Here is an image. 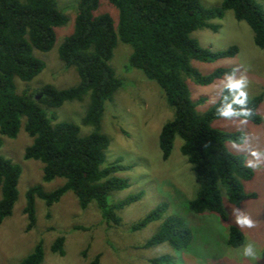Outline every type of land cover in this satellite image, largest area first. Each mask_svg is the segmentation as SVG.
<instances>
[{
    "label": "trees",
    "instance_id": "trees-1",
    "mask_svg": "<svg viewBox=\"0 0 264 264\" xmlns=\"http://www.w3.org/2000/svg\"><path fill=\"white\" fill-rule=\"evenodd\" d=\"M110 12H101L103 5ZM232 12L236 21L245 23L254 34V44L264 52V9L256 0H223L219 8H206L200 0H80L73 32L58 49V58L66 68H73L78 84L69 89L46 85L33 91L18 92L16 80L30 83L45 70L46 65L34 51L51 52L57 40V30L65 27L68 18L59 11L55 0H0V135L16 139L25 119L24 130L33 140L25 150L24 159L43 164V182L65 180L64 185L46 192L41 185L28 189L24 214L28 228L36 226V201L47 207L59 203L69 192L82 210L94 204L108 225L120 226V213L141 201L138 193L125 200L109 203V196L130 187L129 182L115 174L129 169L117 161L106 165L110 142L102 133L101 123L107 102L123 88L110 66L118 43L131 47L129 68L139 70L158 84L173 117L162 128L159 148L163 161H168L176 139L182 141L181 154L195 174L196 195L188 204L195 215L215 214L228 224L222 193L230 205H242L258 198L247 193L242 183L252 181L253 169L244 155L231 153L227 145H242L243 132H226L213 127L222 119H240L255 126L264 122L259 110L264 94L249 96L244 90L226 85L218 101L205 112L198 108L205 103L192 98L190 84L212 85L223 78L234 77V68H219L203 75L192 62L213 63L231 59L239 53L237 46L214 52L203 48L193 38L200 30L217 33L212 22ZM90 94V105L82 125L92 129L81 137L77 125L59 122L47 110L61 108L66 103L82 102ZM2 141L0 140V149ZM22 170L0 155V226L13 215L18 201V184ZM167 204L131 226L132 232L146 229L161 220ZM194 238L181 218L167 217L160 229L142 248L151 249L167 244L178 252L189 251ZM245 243L243 231L228 225L227 245L239 248ZM65 237L56 239L54 254L65 256ZM45 251L39 242L20 264H42ZM99 256L92 264H99ZM168 256L150 260V264H173Z\"/></svg>",
    "mask_w": 264,
    "mask_h": 264
},
{
    "label": "rangeland",
    "instance_id": "rangeland-1",
    "mask_svg": "<svg viewBox=\"0 0 264 264\" xmlns=\"http://www.w3.org/2000/svg\"><path fill=\"white\" fill-rule=\"evenodd\" d=\"M206 8H219L223 0H200ZM58 9L67 18L65 27L57 30L54 49L49 53L34 51L35 56L46 65L45 70L30 83L16 80L18 92L33 91L46 85L57 89H69L78 84V76L73 68H66L58 58V49L65 38L73 32L80 0H55ZM264 9V0H256ZM101 12H110L111 7L103 5ZM219 26L217 33L200 30L192 36L203 48L214 52L237 46L239 53L231 59L213 63L193 61L192 66L203 75L219 68H234L236 74L223 78L212 85L201 87L190 84L192 98L205 99L199 112L213 106L226 85H238L249 96L264 94V52L254 44V34L248 25L236 21L232 12H226L222 19L212 22ZM131 47L118 43L110 66L123 88L107 102L101 123L102 133L109 139L106 165L120 161L124 167L115 174L129 182L130 187L112 193L109 203L125 200L143 193L141 201L125 208L120 216V226L108 225L98 208L92 204L82 210L72 192L67 193L59 203L47 207L39 199L36 201V226L27 230L28 221L24 214L25 195L29 188L41 185L51 192L64 185L65 180L55 179L43 182V164L24 159L25 150L33 140L24 130L25 119L16 139L0 135L2 146L0 155L18 165L22 174L18 184L19 197L13 215L0 226V264H20L34 247L42 242L45 259L42 264H92L99 256V264H150V260L168 256L173 264H264V122L255 126L240 119H222L213 127L226 132H243L242 145L228 143L233 154L244 155L247 164L254 171L252 181L242 183L247 193H256L258 198L245 202L241 208L230 205L224 192L223 206L228 217L225 224L215 214L195 215L188 211V204L195 198V174L187 159L181 154L182 141L176 139L168 161L162 160L159 135L163 126L172 119L173 112L168 107L163 91L143 72L129 68ZM90 94L82 102L64 104L59 109L47 110L54 114L56 123L66 122L79 126L80 136H89L92 129L82 125V120L90 105ZM264 120V102L259 110ZM1 197V194H0ZM167 204L163 218L150 224L146 229L132 232L133 223L143 219L159 205ZM181 218L194 233L189 251L178 252L167 244L143 249L148 241L163 225L165 218ZM246 219L249 223H240ZM235 225L245 235V243L239 248L227 245L228 225ZM59 237H65V256L54 254L51 247Z\"/></svg>",
    "mask_w": 264,
    "mask_h": 264
},
{
    "label": "clouds",
    "instance_id": "clouds-1",
    "mask_svg": "<svg viewBox=\"0 0 264 264\" xmlns=\"http://www.w3.org/2000/svg\"><path fill=\"white\" fill-rule=\"evenodd\" d=\"M238 85H233V87H237ZM240 223H245V224H247V223H249L246 219H243V220H241V221H239Z\"/></svg>",
    "mask_w": 264,
    "mask_h": 264
}]
</instances>
